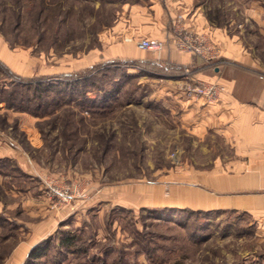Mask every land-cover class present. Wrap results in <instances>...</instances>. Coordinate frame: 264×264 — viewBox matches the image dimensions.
<instances>
[{"label": "rangeland", "instance_id": "1", "mask_svg": "<svg viewBox=\"0 0 264 264\" xmlns=\"http://www.w3.org/2000/svg\"><path fill=\"white\" fill-rule=\"evenodd\" d=\"M191 1L229 35L264 27V0ZM133 2L0 0V264H264V214L200 203L235 156L174 106L202 98L198 71L113 57Z\"/></svg>", "mask_w": 264, "mask_h": 264}, {"label": "crops", "instance_id": "2", "mask_svg": "<svg viewBox=\"0 0 264 264\" xmlns=\"http://www.w3.org/2000/svg\"><path fill=\"white\" fill-rule=\"evenodd\" d=\"M115 21L110 31L113 57L132 58L137 57V53H147L138 49L137 41L165 40L173 36L175 28L206 35L222 49L220 59L210 63L199 57L185 58L181 54L185 52L173 47L165 48L160 60L173 65H192L198 71L195 74L198 81L225 86L218 102L208 103L201 98L195 103L174 105L186 111L183 122L195 134L219 135L231 144L235 156L217 160L211 170L205 171L212 176L200 174V203L246 206L249 203L253 213L263 215L264 27L254 36L229 35L203 14L200 6H193L191 0H134L123 8Z\"/></svg>", "mask_w": 264, "mask_h": 264}, {"label": "built area", "instance_id": "3", "mask_svg": "<svg viewBox=\"0 0 264 264\" xmlns=\"http://www.w3.org/2000/svg\"><path fill=\"white\" fill-rule=\"evenodd\" d=\"M172 35L162 41L150 38L141 39L136 42V45L141 51H150L157 55H160L165 48L173 47L175 50L200 57L207 63L216 61L221 57V49L206 35L193 33L184 28H175ZM188 91L193 96L202 97L208 103H213L222 98L225 86L218 82L195 81L193 86L188 88ZM76 192L77 190H69L65 187L56 190V194L64 202L75 197Z\"/></svg>", "mask_w": 264, "mask_h": 264}, {"label": "trees", "instance_id": "4", "mask_svg": "<svg viewBox=\"0 0 264 264\" xmlns=\"http://www.w3.org/2000/svg\"><path fill=\"white\" fill-rule=\"evenodd\" d=\"M68 241L73 242L72 239H68ZM36 250H37V249H36ZM36 250H33L31 254L34 255Z\"/></svg>", "mask_w": 264, "mask_h": 264}]
</instances>
